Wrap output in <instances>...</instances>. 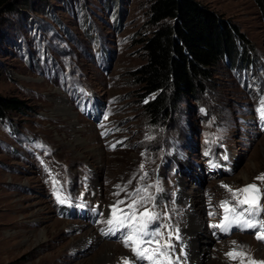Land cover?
I'll return each instance as SVG.
<instances>
[{
  "label": "rangeland",
  "instance_id": "374dc122",
  "mask_svg": "<svg viewBox=\"0 0 264 264\" xmlns=\"http://www.w3.org/2000/svg\"><path fill=\"white\" fill-rule=\"evenodd\" d=\"M42 1L0 7V96L25 105L0 118V264H152L125 246L127 228L106 223L147 196L137 211L156 213L148 231L162 233L160 245L171 233L157 264L264 261L256 228L213 227L225 223L222 202L242 211L229 188L256 184L264 208V22L254 0H193L240 29L251 64L219 66L204 92L159 121L143 107L156 94L141 97L135 76L153 0ZM243 218L261 224L264 211Z\"/></svg>",
  "mask_w": 264,
  "mask_h": 264
},
{
  "label": "trees",
  "instance_id": "16d2710c",
  "mask_svg": "<svg viewBox=\"0 0 264 264\" xmlns=\"http://www.w3.org/2000/svg\"><path fill=\"white\" fill-rule=\"evenodd\" d=\"M7 1L0 0V7ZM254 2L264 22V0ZM149 14L155 28L142 42L146 61L135 76L141 97L156 94L143 105L152 121L168 116L183 98L204 92L219 66L250 63L252 47L240 29L193 0H153ZM24 108L23 102L0 96V118L23 114Z\"/></svg>",
  "mask_w": 264,
  "mask_h": 264
},
{
  "label": "snow or ice",
  "instance_id": "6c2138e0",
  "mask_svg": "<svg viewBox=\"0 0 264 264\" xmlns=\"http://www.w3.org/2000/svg\"><path fill=\"white\" fill-rule=\"evenodd\" d=\"M260 112V117L264 120V104L262 107L258 109ZM259 181H264V174H261L256 178ZM227 187V186H225ZM143 191L147 196V189H138L137 193ZM229 192H232L233 198L236 202V206L242 208V211L239 215L236 214V208H229L228 202H222L220 205L224 211L225 223L220 225H214L213 227H219L224 231H227L232 223H236L237 225H241L245 228H256V238L258 240H264V223L257 224L253 223L252 219H244V214L247 213L249 217L255 218L260 211H264V208L261 207L259 201L261 199L260 188L256 184H249L241 189H237L236 191H232V189H228ZM137 193H133V196L137 195ZM57 199L60 203H64V200L57 195ZM148 199H152L150 196L141 197L140 199H133L132 203L128 205V211L124 212L123 209L120 210L121 215H117V209H113V218L108 219L106 223L108 225L114 226L117 230L122 228H127L128 232L124 235V244L126 247H130L134 253V255L139 260H148L152 262V264H157L156 257L157 256H166V251L162 249H169L172 247L170 243L171 233H169V241L165 242V244L160 245V239L162 238V233L158 231H148L149 224L157 219V215L154 212H151L147 208L144 211H137V206L147 203ZM119 203H123L120 201ZM247 205V207H243ZM229 215L234 217L233 220H229ZM112 231V229H110ZM107 234V233H106ZM178 238V237H177ZM155 243L157 245L156 248L152 249L150 246ZM235 243V242H234ZM230 258L235 259L236 255H243V253H236L234 255L233 252H229L227 254ZM125 264H129L128 261H125ZM169 264L171 262L169 261ZM241 264H244L241 261ZM250 264H264V261L255 262L250 261Z\"/></svg>",
  "mask_w": 264,
  "mask_h": 264
},
{
  "label": "bare ground",
  "instance_id": "6f19581e",
  "mask_svg": "<svg viewBox=\"0 0 264 264\" xmlns=\"http://www.w3.org/2000/svg\"><path fill=\"white\" fill-rule=\"evenodd\" d=\"M194 251H196V250H194ZM196 255V254H195Z\"/></svg>",
  "mask_w": 264,
  "mask_h": 264
},
{
  "label": "water",
  "instance_id": "95a60500",
  "mask_svg": "<svg viewBox=\"0 0 264 264\" xmlns=\"http://www.w3.org/2000/svg\"><path fill=\"white\" fill-rule=\"evenodd\" d=\"M248 185H249V184H248ZM245 186H246V185H245ZM245 186H244V187H245Z\"/></svg>",
  "mask_w": 264,
  "mask_h": 264
}]
</instances>
